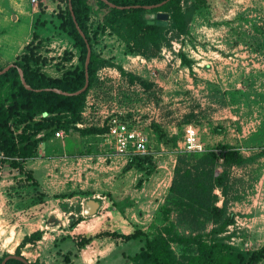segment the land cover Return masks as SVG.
<instances>
[{"label": "rangeland", "instance_id": "rangeland-1", "mask_svg": "<svg viewBox=\"0 0 264 264\" xmlns=\"http://www.w3.org/2000/svg\"><path fill=\"white\" fill-rule=\"evenodd\" d=\"M37 3L39 6L40 1ZM182 3L196 8L186 31L178 35L166 31L158 54L149 58L128 52L124 41L103 26L100 17L89 14L86 26L91 47L98 58L109 61L97 68L90 91L98 107L107 104L122 108L126 119L146 130L149 151L140 162L136 161L138 156L116 154L105 144L99 127L101 133L89 135L85 141H70L67 156H55L62 157L65 166L53 173L54 179L67 185L69 176L80 171L82 181L77 187L50 195L17 171L5 179L0 176V257L16 254L23 238L40 230V239L21 244L19 255L37 264L49 259L52 264H69L70 250L89 244L78 245L82 233L76 231L71 238L66 231L83 218V203L88 198L100 201L101 213L111 214L106 226L94 227L89 237L106 240L105 246L110 241L121 243L108 257L112 263L119 259L125 262L122 253L133 255L141 242L96 237L104 230L119 232L123 228L130 233L140 228L150 236L160 233L200 235L208 240L223 238L235 248L249 250L264 244V0ZM29 4L30 1L24 7ZM48 4L53 7L50 22L56 25L34 28L44 35V42L33 52L44 74L59 77L80 64L79 51L67 50L72 48V41L57 26L65 0H48ZM0 5L9 17L0 27V35L11 39L26 35L30 31L29 19L19 16L14 20L8 2L2 0ZM148 12L151 11L144 12V16ZM62 46L66 49L61 53ZM190 126L202 150L183 149V135ZM58 129L69 135L76 127L71 131ZM46 143L55 153L59 150L58 139ZM220 145L232 147L242 157L241 162L231 164L219 159L215 167V174L225 172V191L221 187L213 191L216 205L224 212L219 217L207 211L193 215L169 198L177 154L208 152ZM49 153L42 157H53ZM129 162L131 166L126 169ZM97 168L102 188L90 189L92 183L98 184L93 177ZM166 227H170V233H166ZM171 244L178 253L182 252L183 245L178 241Z\"/></svg>", "mask_w": 264, "mask_h": 264}, {"label": "trees", "instance_id": "trees-1", "mask_svg": "<svg viewBox=\"0 0 264 264\" xmlns=\"http://www.w3.org/2000/svg\"><path fill=\"white\" fill-rule=\"evenodd\" d=\"M108 1L115 5L130 7L119 9L109 6L102 0H71L76 22L90 46L91 39L87 32L86 20L89 14L93 13L100 17L103 26L108 27L124 41L128 52L148 58L158 54L160 46L165 41L166 31H174L175 35L186 31L187 23L192 19L196 9L193 4H183L182 0H168L160 7L149 10L168 13V24L157 25L148 23L144 16V12L148 10L143 6L155 5L163 0ZM65 3L66 7L64 10L61 9V21L57 26L71 38L78 49L80 64L66 69L59 77L47 76L39 68V60L33 52L35 46L26 45V52L0 74V150L9 160L10 166L24 174V179L34 186H37L38 182L33 178L32 171L24 168V162L36 156L39 142L53 138L59 127L69 131L76 127L74 124L81 119L80 112L87 92L94 82L97 68L109 62L98 58L91 47L88 87L78 94H63L53 90L56 88L73 93L81 89L85 82L86 43L75 26L67 0ZM32 62L36 63V66H33ZM3 67L4 65L0 63V70ZM19 69L22 70L28 88L21 82ZM42 129L46 131L43 137L36 138V134ZM101 129L102 132L105 131V128ZM74 131H79L83 136L101 133L99 127H76ZM144 158L145 155H138L136 161L140 162ZM219 159L225 164L242 161L239 152L227 145H220L217 150L202 153L178 152L169 187V198L193 215L207 211L214 216H221L224 209L216 205L217 200L213 192L215 187H221L222 191H225V172L222 170L218 174L214 173ZM130 166L129 162L126 169ZM164 230L166 233L171 231L170 227ZM40 236L41 231L36 230L26 235L19 246L26 241L38 240ZM96 237L123 241L138 239L141 242L138 251L133 255H126L131 264H262L264 260V244L253 250L240 249L231 246L223 238L208 240L200 235L163 236L160 233L150 236L140 228H135L130 233L104 230L97 233ZM90 239L81 237L78 245L83 246ZM172 241H178L183 245L182 252L178 253L173 248ZM19 246L16 255H19ZM6 255L0 257V262ZM67 257L68 254L65 255V258ZM5 264L27 263L12 257Z\"/></svg>", "mask_w": 264, "mask_h": 264}, {"label": "crops", "instance_id": "crops-1", "mask_svg": "<svg viewBox=\"0 0 264 264\" xmlns=\"http://www.w3.org/2000/svg\"><path fill=\"white\" fill-rule=\"evenodd\" d=\"M5 1H7L8 4L11 6L10 9L14 13V16H13L14 20H19V16L27 17L29 19L30 31L26 33V35H24L23 37H16L13 39L7 38L4 35H0V63L4 66H6L9 63H13V61H15L21 54L25 53L26 45H30L31 47L35 46L34 51L39 50L40 47L42 46L41 42H44V38H43L44 35L38 34L37 30L34 28H37L38 25L45 27L48 24L55 23V22H50L53 19V17H51V12L53 10V7H51L50 4H48V0H38V2L40 1L39 6H38V3H32L30 0H5ZM29 1H30V4L28 8L24 7V5L26 6L28 5ZM8 18L9 17L7 15L6 8L0 5V27L5 26V24L8 21ZM54 29L57 30V28H54ZM67 37L70 38L69 36ZM64 41L65 43H68V40L65 39ZM75 48L76 47L74 46L73 41H72V48H69L67 50L69 51L70 49L73 50ZM65 49H66L65 46H62V48L60 49V52L61 53L64 52ZM40 70L43 72L44 67H42ZM43 135H44V129L40 130L36 134V138H42ZM85 137L81 135L79 131H73L72 134L66 135L62 139L51 138V139H58L59 141L60 146H59V150L56 153L52 145H48L46 143L47 140H43L39 142L37 146V155L32 158L27 159L24 162V168L30 169L32 171L33 178L37 180L39 188L42 189L44 193L52 195L54 193H57L61 189H64V188L66 189L67 187L73 188V187H77L78 185H80L79 184L80 182L78 183V181H82L80 171L76 172V174L73 173L72 176H69L68 179L70 180V182L69 180H66L67 181L66 183H68L67 185L65 184L64 181H60V180L57 181V179H54L55 177L53 173H56L55 171H57L58 169L60 170V168H64L65 166V162H62V157L56 158L55 156H62V155L67 156V153L65 152V150H66L67 145L70 143V141H73L75 144H77V143L82 142V140L85 141L86 139H89L88 138L89 135H85ZM90 137L92 139L93 136H90ZM51 139H48V140H51ZM50 151L52 152V154L49 153ZM48 153L49 155L53 157H50V158L42 157L43 154L47 156ZM0 165H1L0 176L3 179H5L7 174L14 175L15 171L18 172L16 168H13L10 166L9 160L7 158L1 160ZM73 167L75 168V166ZM97 167L99 168V166ZM98 168L97 170H95V172L97 171L96 174L94 173L93 175L94 179L98 181V184L92 183V186H90V189L91 187L94 189H98V186L102 188V181L98 177L100 176V173H99L100 170ZM10 171H12V173H10ZM36 172H39V175H36ZM78 174L80 177L77 176ZM57 177H58V174L56 178ZM104 187L105 189H107L106 186ZM98 191L99 190H96V192ZM1 193H2V190H0V197H1ZM86 200H89V198ZM95 201H97L98 203V206L95 212L91 215H87V216L84 215L83 218L81 217L80 219H78V222H76L75 226L72 227L71 230H66L67 232H69L70 236H72L73 233L77 231L76 233H82V237H85L84 235H86V237H89V235L92 234L91 229H93L94 227L102 228L103 226L104 227L106 226V223H107L106 221H108V217L111 214L101 213L99 211V208L101 205L100 201L99 200H95ZM72 219H74V217H72ZM122 227H124L123 224L121 225V228ZM119 232L128 233L127 231H124L123 228ZM71 238H73V236ZM105 243H106V240H102V239L100 240L98 239L96 241L90 240L89 244L85 245V247H81L76 251L70 250L71 252L70 256L72 257L69 261V264H131L129 259L125 257L126 255L124 253H122V255L125 257V262H121L119 259L117 260V263H112L108 257L117 250V247L121 243L118 242V245H117L114 241L113 242L110 241V242H107L106 246H105ZM48 244L49 243H47V245ZM95 245H97V247H95ZM62 246H64V244H62ZM47 249H50V247L48 246ZM44 251H43V254H44ZM49 260H46L45 264H48V263L52 264L51 262H49Z\"/></svg>", "mask_w": 264, "mask_h": 264}, {"label": "built area", "instance_id": "built-area-1", "mask_svg": "<svg viewBox=\"0 0 264 264\" xmlns=\"http://www.w3.org/2000/svg\"><path fill=\"white\" fill-rule=\"evenodd\" d=\"M30 1L32 3L38 2V0ZM89 92L80 112L81 119L74 125L77 128L90 126L105 128L101 135L105 140V144L110 145L116 154L125 157L146 155L149 151V139L146 130L141 125L134 124L126 119L122 108L107 104L98 107L90 89ZM136 118L137 116H134V119ZM65 136L66 132L62 129H58L53 135L54 138L60 139ZM183 149L186 151L202 150V144L191 126L186 128L183 135ZM3 159H6V157L2 155L0 150V162Z\"/></svg>", "mask_w": 264, "mask_h": 264}, {"label": "water", "instance_id": "water-1", "mask_svg": "<svg viewBox=\"0 0 264 264\" xmlns=\"http://www.w3.org/2000/svg\"><path fill=\"white\" fill-rule=\"evenodd\" d=\"M104 1L105 3H107L109 6L111 7H117L119 9H122V8H128L130 6H119V5H115L111 2H109L108 0H102ZM168 0H163L161 1L160 3H157L155 5H145L143 6L144 8H146L147 10H151L152 8H156V7H160L161 5L165 4ZM67 5H68V8L69 10L71 11V15H72V18H73V21L75 23V26L77 28V30L79 31V33L81 34V36L83 37L85 43H86V48H87V52H86V57H85V61H84V74H85V82H84V85L81 89L73 92V93H68V92H64V91H61L59 89H56V88H53L54 91H57L59 93H63V94H78L82 91H84L87 87H88V83H89V79H88V64H89V60H90V56H91V46L89 44V42L87 41L86 37H85V34L82 32V30L79 28L77 22H76V19H75V16H74V13L72 11V3H71V0H67ZM138 5H135V7H137ZM145 18L148 20V23H151V24H157V25H167L168 24V19H169V15L167 12H164V11H156V12H148L146 15H145ZM13 64L12 63H9L7 64L6 66H4L1 70H0V74H2L3 72H5L7 69H9ZM19 74H20V79H21V82L23 85H25L27 88H28V85L26 84L25 80H24V77H23V73H22V70L19 69ZM98 206V203L97 201L93 200V199H89V200H86L84 201L83 203V214L85 216L87 215H91L95 212L96 208ZM16 258L22 262H25L27 264H30V262L24 258L22 255H16V254H7L3 259L2 261L0 262V264H5L6 261L9 259V258Z\"/></svg>", "mask_w": 264, "mask_h": 264}]
</instances>
